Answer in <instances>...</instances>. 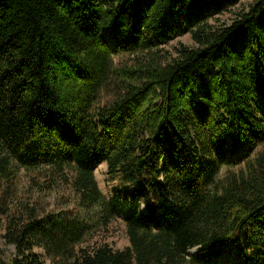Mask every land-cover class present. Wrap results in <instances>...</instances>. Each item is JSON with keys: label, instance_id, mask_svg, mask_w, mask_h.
Returning <instances> with one entry per match:
<instances>
[{"label": "trees", "instance_id": "trees-1", "mask_svg": "<svg viewBox=\"0 0 264 264\" xmlns=\"http://www.w3.org/2000/svg\"><path fill=\"white\" fill-rule=\"evenodd\" d=\"M238 2L0 0V264H264V0L211 23Z\"/></svg>", "mask_w": 264, "mask_h": 264}, {"label": "rangeland", "instance_id": "rangeland-1", "mask_svg": "<svg viewBox=\"0 0 264 264\" xmlns=\"http://www.w3.org/2000/svg\"><path fill=\"white\" fill-rule=\"evenodd\" d=\"M257 0H239L238 4L232 7L227 13L219 16L216 20L211 21L214 25H230L240 14L247 12L251 5H253ZM106 39L111 42L110 36L108 32H105ZM185 46V47H195L196 44L192 39V35L190 33L185 34L182 37H179L173 41H171L168 45L164 46V49L172 53L175 57L176 48ZM117 62V60H116ZM108 98L106 92H102L100 98L96 104V106L102 105ZM95 179L97 181L98 187L104 197L109 199L112 195V188L116 185V182L113 181L108 175V167L106 163H102L97 166L94 170ZM57 198L48 194V196L43 200V212L50 211L52 208L56 207ZM52 207V208H51ZM4 233V228H0V243L2 255L1 259L8 260L12 258L15 254V249L13 246L7 245L2 235ZM94 240L104 241L109 243L114 249H124L129 245L128 236L126 233V225L121 218H117L113 221L109 231L100 230L99 235H97ZM37 253H39L46 261L47 257L43 250L37 249Z\"/></svg>", "mask_w": 264, "mask_h": 264}]
</instances>
